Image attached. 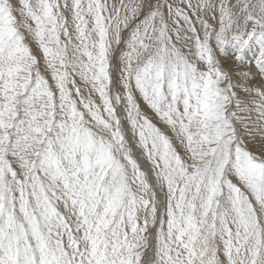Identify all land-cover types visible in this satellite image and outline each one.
I'll return each mask as SVG.
<instances>
[{"label":"snow or ice","instance_id":"snow-or-ice-1","mask_svg":"<svg viewBox=\"0 0 264 264\" xmlns=\"http://www.w3.org/2000/svg\"><path fill=\"white\" fill-rule=\"evenodd\" d=\"M0 264H264V0H0Z\"/></svg>","mask_w":264,"mask_h":264},{"label":"rangeland","instance_id":"rangeland-1","mask_svg":"<svg viewBox=\"0 0 264 264\" xmlns=\"http://www.w3.org/2000/svg\"><path fill=\"white\" fill-rule=\"evenodd\" d=\"M229 68H230V63L226 62V64H225V70L228 71Z\"/></svg>","mask_w":264,"mask_h":264}]
</instances>
